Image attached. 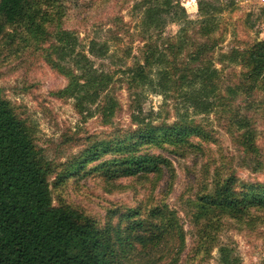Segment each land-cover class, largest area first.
Returning a JSON list of instances; mask_svg holds the SVG:
<instances>
[{"label":"rangeland","instance_id":"rangeland-1","mask_svg":"<svg viewBox=\"0 0 264 264\" xmlns=\"http://www.w3.org/2000/svg\"><path fill=\"white\" fill-rule=\"evenodd\" d=\"M140 1L61 0V29L71 33L75 43V53L64 59L47 47L35 50L24 47L17 39L7 43L1 38L0 94L27 122L35 145L50 164L48 182L54 206L69 205L95 219L101 227L113 212V223L132 210L140 212L139 218L160 206L173 213L183 242L179 244L175 239L150 249L138 248L140 253L130 264H264L263 210L251 209L241 220H234L198 202V196L211 192L218 176L234 175L244 183L264 185V92L255 91L250 97L239 92L229 101L227 88L239 86L244 70L226 61L219 63L232 50H246L255 40L264 39V0H205L217 10V28L211 40L199 34L196 0H181L192 26L187 30L189 49L180 59H187L193 47L214 43L213 52L206 56L218 70V99L230 102V106L219 104L208 115L190 114L189 118L210 135L207 141L190 138L185 146L161 143L141 148L168 160L171 173L106 183L91 171L93 164L75 173L67 171L85 148L135 130L130 116L137 104L142 116L155 120L154 124L176 121L179 100H163L156 93L141 90L132 95L119 82L112 91L119 109L108 123L102 121L99 101L85 105L86 110L79 113L75 99L58 96L68 84L66 68L72 69L76 53L88 55L92 41L108 47L101 59L88 55L98 70L121 76L120 70L141 60L143 39L147 37L140 25L142 13L136 9ZM179 27L168 23L159 39L156 34L152 36L153 41L161 46L164 39L175 42ZM235 111L250 119L256 134V152L251 156L244 154L235 141Z\"/></svg>","mask_w":264,"mask_h":264},{"label":"trees","instance_id":"trees-1","mask_svg":"<svg viewBox=\"0 0 264 264\" xmlns=\"http://www.w3.org/2000/svg\"><path fill=\"white\" fill-rule=\"evenodd\" d=\"M60 2L0 0V39L7 43L17 39L24 47L32 46L35 50L47 47L62 59L72 56L74 38L61 29ZM196 2L199 34L211 40L217 28V10L205 0ZM136 9L142 13L140 25L147 37L143 39L141 60L120 70L121 76L115 73V77L114 73L95 68L89 56L101 59L108 47L106 43L92 41L89 56L76 53L72 69L66 68L68 84L58 96L75 99L79 113L86 110L85 105L99 101L102 121L108 123L119 109L112 94L115 82H119L132 95L141 90L156 93L163 100H179L176 121L154 124L155 120L142 116L137 104L130 116L137 128L85 148L67 170L70 173L93 164L91 171L106 183L126 178H159L164 171L171 173L168 160L141 148L161 143L185 146L190 138L207 141L210 135L189 118L190 114L208 115L219 104L230 106V102L218 99V70L206 56L213 52L214 43L193 47L187 59H180L189 49L187 30L192 26L181 0H141ZM168 23L180 26L176 41L164 39L161 46L152 36L156 34L159 39ZM222 57L220 64L226 61L244 70L239 86L227 88L229 101L239 92L248 97L255 91L264 92V39ZM232 126L237 132V145L251 156L256 152V134L250 119L235 111ZM49 175L50 164L35 145L27 122L0 94V264H130L140 253L138 248L150 249L175 239L179 244L183 242L178 223L166 206L149 209L145 218H139L137 210L128 211L116 223L110 221L113 212L103 227L69 205L54 206ZM198 202L205 209L241 220L251 209L264 211V185L244 183L234 175L218 176L211 192L198 196Z\"/></svg>","mask_w":264,"mask_h":264}]
</instances>
